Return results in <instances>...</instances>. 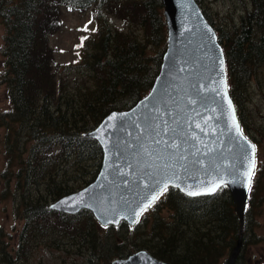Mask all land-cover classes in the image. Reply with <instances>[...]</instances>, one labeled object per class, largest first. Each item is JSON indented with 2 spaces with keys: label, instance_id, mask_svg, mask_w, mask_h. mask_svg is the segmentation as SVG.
I'll return each instance as SVG.
<instances>
[{
  "label": "trees",
  "instance_id": "trees-1",
  "mask_svg": "<svg viewBox=\"0 0 264 264\" xmlns=\"http://www.w3.org/2000/svg\"><path fill=\"white\" fill-rule=\"evenodd\" d=\"M196 1L201 7L200 0ZM88 11L99 28L89 35L75 68L58 64L51 40L63 29L64 12ZM202 11L214 27L210 15ZM114 14L123 20L124 29L111 26L106 15ZM0 25L6 31L2 80L10 102L8 111H0V129L7 132L9 167L2 196L10 195V183L15 181L18 215L27 220L17 254L25 257L27 248L47 241L58 249L76 244L75 253L89 252V261L111 264L130 256L135 252L122 246L123 241L105 243V234L91 212L58 214L50 210L48 202L75 192L66 177L80 175L87 162L96 168L94 181L103 153L85 135L113 111L132 109L152 89L167 45L162 0H0ZM216 31L226 53L230 92L247 135L251 130L244 114L250 84L264 68V0H250V8L238 24ZM35 186L39 191L46 186L50 199L31 198ZM165 210L170 216H162ZM263 214L261 163L243 223L227 188L202 198H188L169 189L135 227L143 229L151 222L159 227L151 233L164 242L160 250L134 246L136 252L146 250L169 263L220 264L241 241L235 264H248V247L260 240L254 233L255 221ZM84 216L85 225H81ZM0 253L6 258L8 251L2 248Z\"/></svg>",
  "mask_w": 264,
  "mask_h": 264
},
{
  "label": "water",
  "instance_id": "water-1",
  "mask_svg": "<svg viewBox=\"0 0 264 264\" xmlns=\"http://www.w3.org/2000/svg\"><path fill=\"white\" fill-rule=\"evenodd\" d=\"M162 3L167 48L152 89L132 109L113 111L85 135L101 147L99 175L84 189L51 204V210L67 215L86 210L103 227L135 226L169 189L200 198L227 188L244 222L251 191L244 175L245 157L255 144L244 133L230 92L224 47L196 0ZM254 158L251 187L258 163L256 145ZM153 191L158 198L144 210ZM241 246L239 241L230 264H235ZM111 264L181 263L139 251Z\"/></svg>",
  "mask_w": 264,
  "mask_h": 264
},
{
  "label": "rangeland",
  "instance_id": "rangeland-1",
  "mask_svg": "<svg viewBox=\"0 0 264 264\" xmlns=\"http://www.w3.org/2000/svg\"><path fill=\"white\" fill-rule=\"evenodd\" d=\"M200 4L202 10L204 9L207 14L210 15V19L216 30L232 29L234 24H238L240 18L244 16L250 8V0H200ZM106 17L110 20L111 26L113 24L114 27L121 30L125 28L120 16L114 14V17L111 15H106ZM89 21H91V23H89ZM86 25L87 30H85ZM98 28L99 25L94 19L91 11H88L87 13L64 12L63 29L51 40V47L55 51L56 62L62 66H71L72 68H75L74 66L77 65L78 60L82 55V50L89 35H94ZM5 35V28L0 25V111L2 112H6L10 109V102L6 94V86L3 84L2 80V76L5 74V57L3 54ZM245 107L247 110L245 108L246 115L244 114V116L251 130L247 135L257 146L258 167L261 163H264V68L257 72V75L253 78L250 84V97ZM6 133V130L0 129V249L6 248L8 253L6 258H3V255L0 253V264H3V261L7 264H106L105 262L97 261L95 259L89 261V252L83 253L84 255H77L75 253L78 250L76 244L63 246L61 249H58L53 247V245L51 246L47 244V241L45 243L42 241V243L36 247L33 246L30 249L27 248L25 257L23 256V253L20 256L17 254V250L22 241L21 234L27 220L18 215L19 199L16 200L15 198V181H11L10 183V195L7 193V197L2 196V193L5 192L4 187L9 172L6 156ZM27 157H29L28 153L25 154V158ZM92 164V162H87L85 167L80 170V175L75 173L66 177V180L69 182V187L72 188L73 191L78 192L94 182L92 181V173L93 171L95 172L96 168H92ZM16 170L17 168H15V171ZM85 170L86 172L82 174ZM98 175L99 173L96 175V178ZM30 195L31 198L35 199H50L49 191L46 186H42L40 191L38 190V187L35 186ZM56 201L52 200L51 202H48V205L50 206ZM51 211L63 214L55 210ZM82 212H86V210L81 211L79 214ZM162 216L168 217L170 216V213L165 210L163 211ZM86 217L87 216H84L80 219L82 220L80 222L81 225H85ZM255 222L256 226H254V233L260 238V240L257 244L248 247L246 256H248V264H264V241H262L264 240V214L259 216ZM152 224L153 223L151 222L146 228L138 230L135 229L136 225L129 226L127 224H121L119 227H103L100 225L99 227L102 230V234H105V243L108 240L110 245H114L115 241L119 244L123 241L121 244L122 246L127 245L129 246V250L136 253L137 249L134 246V243L150 247L151 250L156 251H159L160 245L164 243L161 239L153 237L154 233L151 232H155L159 227L154 228ZM161 228L162 230H165V226H161ZM231 255L232 252H230L227 255L228 258L226 260L224 259L220 264H227Z\"/></svg>",
  "mask_w": 264,
  "mask_h": 264
},
{
  "label": "snow or ice",
  "instance_id": "snow-or-ice-1",
  "mask_svg": "<svg viewBox=\"0 0 264 264\" xmlns=\"http://www.w3.org/2000/svg\"><path fill=\"white\" fill-rule=\"evenodd\" d=\"M89 23H91V21H89ZM85 30H87V25L85 26ZM84 39V38H82ZM229 104H231V101H229ZM233 119H234V115H233ZM234 128L236 129L237 131V134L239 135H242V132L240 131L239 129V125L238 123H235L234 124ZM246 139V138H244ZM251 147V155L250 156H246L245 158L248 159V168H247V171L244 173V175L247 177V181H248V186H249V190L251 189V182H252V175H253V168H254V165H255V158H254V153H255V145H250ZM157 184L160 183V181H156ZM167 183L164 184V187H163V190H167ZM176 187H180L179 184L176 185ZM216 187H219V185H217ZM210 191H215L216 189L215 188H212V189H209ZM189 195H194V194H198V193H192V192H189L188 193ZM158 198L157 194L153 191V194L151 195V200L148 201V203H145L143 205V209L146 210L150 205H151V202L156 200Z\"/></svg>",
  "mask_w": 264,
  "mask_h": 264
},
{
  "label": "flooded vegetation",
  "instance_id": "flooded-vegetation-1",
  "mask_svg": "<svg viewBox=\"0 0 264 264\" xmlns=\"http://www.w3.org/2000/svg\"><path fill=\"white\" fill-rule=\"evenodd\" d=\"M148 252V251H147ZM134 254V253H133ZM151 254V253H150ZM132 255V254H131ZM152 255V254H151ZM124 258H126V257H124ZM117 259H122V258H117ZM161 261V260H160ZM163 262H165V261H163ZM167 263H169V262H167Z\"/></svg>",
  "mask_w": 264,
  "mask_h": 264
}]
</instances>
